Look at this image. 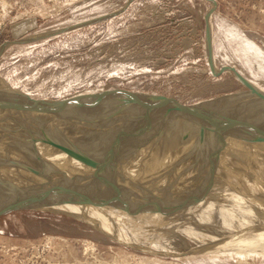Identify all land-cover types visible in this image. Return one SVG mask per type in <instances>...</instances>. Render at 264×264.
Instances as JSON below:
<instances>
[{
    "label": "rangeland",
    "instance_id": "1",
    "mask_svg": "<svg viewBox=\"0 0 264 264\" xmlns=\"http://www.w3.org/2000/svg\"><path fill=\"white\" fill-rule=\"evenodd\" d=\"M226 65L234 67L251 85L254 84L253 86L264 92V0H216V5L211 0H0V78L10 87L20 91L11 97L13 100L23 99L20 95L23 94V100L34 107L36 104L26 95L43 104L48 102L52 105L51 103L56 102L57 107L60 104L61 107L67 106L63 110L59 107L62 113L58 111L61 115L65 113L62 115L64 119H61L60 114L58 116V112L45 113L47 117L51 115L46 119L43 115H31L27 110L22 112V107H14V111V108L9 106L6 92L1 91L0 97L4 99L0 98V144L9 143L11 136L7 133L13 126L20 128L17 129L20 132L11 135L18 136L21 141H18L19 143L31 145L30 140L32 142L37 139H32L31 134L35 136L45 131L49 122L50 128L57 122L54 128L58 133L54 136L57 138L63 134L66 141L65 138L61 137L63 140L59 137L65 143L59 138L56 141V138L54 139L56 143L52 140L51 142L69 145L66 147L79 153L85 160L72 153L71 160L67 162L60 161L62 156H55L54 164L81 167L86 175L72 173L73 178L69 177L63 182V176L67 173L62 171V174L55 176V183L62 186L69 183L70 186L67 185L68 189L57 190L58 193H52L49 198L69 204L77 211L81 206L87 209L95 205L92 202H84L85 196L100 202L108 199V204H112V211L94 214L89 217L90 221L82 217V213L76 215V211L54 210L47 206L20 207L1 213L0 264H264V165L257 164L260 158H264V146L248 145L249 141L252 142L248 131L252 129L238 126L225 117L242 114L246 109L253 110H247L242 115H247L246 117L264 133V99L260 95L251 94L250 88L232 70L219 72ZM213 70L219 73L215 74ZM116 88L132 90L143 95V102L137 100L135 110H138L127 112L130 119L122 113L125 108L123 100L128 99L130 95L116 93L102 97L93 96ZM226 94L233 95V98L251 94L252 98L248 97L252 99L253 104L251 108L243 109L240 100L238 103L235 100V105L243 109H239L241 112L236 109L227 110L223 108L224 105L215 106L213 103L214 109H209L212 107H208L211 106L208 103L207 109L203 107L198 110L202 114L213 115L212 117H217L218 111L219 116L215 118L217 120L189 117L187 112L178 110V114L188 115L187 122L192 123L197 130V134H192L189 139L197 138L199 148L191 146V156H188H195L201 159L202 163L205 157H209L205 161V167L196 165L198 170H195V165L190 168L184 166L187 169L182 167L180 170L172 164L173 171L170 175L177 177L175 184L171 183L174 189L170 190L168 180L162 181L167 175L157 170L160 171L159 174L153 175L159 179L150 183L148 192L140 197L137 193L134 194L138 184L143 182L142 176L145 175L141 168L138 170L134 165L127 163L134 156L146 159L150 149H147L148 153L147 146L137 145V148H140L138 151L139 148L137 150L134 147L132 150L131 147L126 149V146H111V142L120 135L121 143L132 139L138 142L139 138L140 142L146 137L152 138L147 144L156 145L154 140H158L160 136L155 133L161 130L159 127L167 121L166 119L172 118L169 114L177 111L169 110L172 105L154 108L157 100L149 96L165 95L187 105H197L201 102L211 103ZM257 96L262 100L259 97L258 100ZM68 100H71L70 103H64ZM114 101L120 102L119 105ZM253 105L258 109L262 105L259 109L261 117L258 110V114L254 111L256 108L252 109ZM161 107L163 109H160ZM36 108L39 110L37 106ZM19 110L23 114L18 118ZM113 111L117 112L114 114ZM211 111L216 113L212 114ZM223 111L229 114L225 115ZM101 112L103 114H99ZM105 112L110 113V117L120 118L122 123L110 118ZM26 113L31 117L24 115ZM84 114L95 116L88 118V115ZM96 115L105 116L98 117L97 122L98 118H93ZM22 116H25L24 119ZM32 116H36L35 121ZM74 117L80 124L73 121ZM52 118L54 121H49L53 120ZM26 119L31 120L28 121L31 125L26 123ZM42 119L44 120L41 121ZM68 119L72 120L69 122ZM84 120L88 124H85ZM126 120L136 122L132 125ZM174 120L175 118L172 121ZM63 121L72 126L66 122L64 126ZM111 121H116L121 130H118V125L110 124ZM43 122L45 125L47 122V125L42 128ZM95 122L98 125H95ZM104 123L106 126H103ZM107 125H112L111 133L99 138L100 143L102 138L104 141L111 139L107 141V146L92 148L75 145L81 144L82 140V144L87 141L86 144H97L101 129L106 127L109 130ZM146 125H152V131ZM90 126L100 131L94 132ZM74 127L76 128L73 129ZM50 128L46 130L48 133ZM64 129L68 134L71 132V135ZM125 129L127 130L121 133ZM74 130H78V136L82 134L81 138H75L76 133H72ZM113 130H116L115 133ZM87 132L92 135H87ZM85 134L87 136L84 138ZM109 134L113 137H108ZM129 135L131 137L127 139ZM90 138L93 140H89ZM48 139L47 142L51 138ZM94 140L95 142H92ZM228 143L231 146H222ZM180 147L177 146L176 149L179 150ZM186 147L184 146V149ZM45 149L44 146H39L36 152H33V147L21 146L17 153H20L23 159L25 154L29 155H26V161L16 153L14 154L18 156L14 158V154L9 153L11 151L5 153L7 150L0 146V169L7 167L11 162L20 165L22 169L32 171L39 186L47 188L51 185L43 184L42 181L51 179L49 175L53 172V166L47 161L46 152H43ZM122 151L129 152L128 157L126 156L129 160L121 155ZM35 156H38L36 160ZM253 158L257 162L256 165ZM209 161L212 166H209ZM177 162L184 160L177 159L175 163ZM237 163L247 164V170L243 171V176L239 175V178L236 177L235 171L232 172L229 168L230 164ZM261 163L264 164V160ZM256 167H260L259 172L255 171ZM38 184L35 188L39 187ZM103 189L108 191L105 193ZM53 195L57 196L56 199ZM62 195H65L64 198ZM193 196L201 198L195 199ZM121 198L128 200V204L135 200L134 205L123 204L122 201L121 203ZM117 202L121 204L117 205ZM40 203L43 204V201ZM125 213L134 218L132 225L126 228L122 227ZM154 219L159 223L154 224ZM96 220L107 224L114 232L105 230L103 226L93 225L92 221ZM244 251L259 254L256 257L248 256L244 260L235 257L237 253Z\"/></svg>",
    "mask_w": 264,
    "mask_h": 264
},
{
    "label": "bare ground",
    "instance_id": "2",
    "mask_svg": "<svg viewBox=\"0 0 264 264\" xmlns=\"http://www.w3.org/2000/svg\"><path fill=\"white\" fill-rule=\"evenodd\" d=\"M212 57V56H211ZM213 58V57H212ZM215 69H216V67H215ZM217 70V69H216ZM254 85V84H253ZM254 87H256V86H254ZM258 89H260V88H258ZM261 90V89H260ZM1 91L3 92H6V96H8L9 98L7 99V101H8V103H9V106H11L12 107V109L15 107V108H18V109H21V107L22 106H20V104H19V102H20V100H18V101H16V100H13L14 98H12L11 96H12V94H13V96H15L14 94L15 93H19L20 91H18V90H16V88H12V87H10L9 86V84H7L3 79H1L0 78V95H1ZM234 95H235V93H233ZM251 94H256V95H260L261 97H263V99H264V94L263 95H261V94H258V93H255V92H251ZM251 94H249V95H246V96H237L236 98H233L232 96L233 95H228V94H226L225 96L223 95L222 97H220V98H218V99H216V100H213V101H211V103H213L215 106H216V104H217V106H222L223 107V105H224V107L223 108H226L227 110H238V111H240V110H242L243 111V109H244V107H246V108H251V105L253 104L252 103V95ZM17 95V94H16ZM21 96H22V98L24 99V97H23V94H20ZM255 95V96H256ZM17 96H19V95H17ZM28 96V95H27ZM128 96V95H127ZM248 96H251V98L250 97H248ZM260 96H257V99H258V97H259V99H261V97ZM11 97V98H10ZM130 97H131V95H130ZM129 96L127 97L128 99H126V100H123V101H125L123 104H124V106H125V108H123V109H121V112H122V110H123V115L124 114H126V116L128 117L129 115H128V113L127 112H132L133 110H135V108H137L136 107V104H137V97H131V100L129 99L130 98ZM244 97V98H243ZM254 97V96H253ZM1 99H4V98H2V97H0ZM17 98H19V97H17ZM17 98H15V99H17ZM149 98H150V96H149ZM256 98V97H255ZM19 99H21V98H19ZM22 99V100H23ZM244 99V100H243ZM254 99V98H253ZM256 99V100H257ZM258 99V100H259ZM118 100V99H117ZM121 100V102H123L122 101V99H120ZM236 100V101H235ZM240 100V101H239ZM241 100H243V101H241ZM257 100V101H258ZM262 100V99H261ZM109 101V100H108ZM234 101L236 102V103H238L237 101H239V103H241L240 104V106H242V108L239 106H237V105H235V103H234ZM264 101V100H263ZM98 102V101H97ZM105 102V101H104ZM114 102H116V105H117V101H114ZM130 102V103H129ZM141 102V101H140ZM143 102V101H142ZM151 102V101H150ZM150 102H148V103H150ZM1 103V102H0ZM29 103V102H28ZM31 103V102H30ZM110 103V102H109ZM113 103V102H112ZM111 103V104H112ZM120 103V102H119ZM119 103H118V105H119ZM148 103H147V106H148ZM154 103V102H153ZM202 103V102H201ZM200 103V104H201ZM205 103V102H204ZM260 103H261V101H259V105H260ZM50 104V103H49ZM106 104H107V102H106ZM144 104H145V102H144ZM218 104H220V105H218ZM121 105V104H120ZM209 105H211V106H208V107H212V104H209ZM213 105V106H214ZM264 105V104H263ZM57 106V105H56ZM63 106V105H62ZM66 106V105H65ZM65 106L64 107H61V104H60V106L59 107H61L62 108V110L63 109H66L65 108ZM100 106H102V105H100ZM124 106H122V107H124ZM146 105H144V107H145ZM168 106V105H167ZM237 106V107H236ZM250 106V107H249ZM262 106V105H261ZM261 106H260V108H261ZM2 107V106H1ZM58 107V108H59ZM67 107V106H66ZM103 107V106H102ZM109 107V106H108ZM118 106H116V108H117ZM121 107V106H120ZM121 107V108H122ZM206 107V106H205ZM208 107H206V109L208 108ZM233 107V108H232ZM236 107V108H235ZM3 108V107H2ZM15 108H14V111H15ZM23 108V110H22V112L23 111H25V112H29L31 115H36V111L39 113V116L41 117L42 115L44 116V117H46V119L48 118V117H50L49 115H48V117H47V115L45 116V113H50V112H44V111H41V110H36L37 108H36V106L34 107L33 105L31 106V108L30 109H27V111H26V108H24V107H22ZM61 108H59V109H61ZM146 108V107H145ZM145 108H143V109H145ZM148 108V107H147ZM149 108H150V106H149ZM151 108H153V107H151ZM232 108V109H231ZM241 108V109H240ZM256 108V107H255ZM254 108V105H253V107H252V109H255ZM259 108V109H260ZM110 109H111V107H110ZM115 109V108H114ZM119 109V108H118ZM140 109V108H139ZM143 109H142V111H143ZM158 109V108H157ZM160 109H163L162 107L160 108ZM209 109H214L213 107L212 108H209ZM225 109V110H226ZM240 109V110H239ZM258 108H256L254 111L256 112V114H258L259 113V110ZM112 110V109H111ZM138 109H136L135 111H137ZM146 110V109H145ZM144 110V111H145ZM170 110V109H169ZM169 110H168V112H169ZM215 110H216V108H215ZM217 110H219V109H217ZM248 109H246V110H244L243 111V113L242 114H244V112L245 111H247ZM256 110H258V113H257V111ZM9 111H11V108L9 109ZM13 111V112H14ZM20 111V113H19V116H18V118L20 117V114L22 113L21 112V110H19ZM88 111V110H87ZM108 111H110L109 110V108H108ZM143 111V112H144ZM149 111V110H148ZM152 111V110H151ZM155 111V110H154ZM158 111V110H157ZM181 111V110H180ZM209 112H210V110H208ZM220 111H222V109H220ZM248 111H250V109L248 110ZM251 111H253V110H251ZM250 111V112H251ZM263 111H264V109H263ZM7 112V111H6ZM61 113H62V111H60ZM60 112H58L57 114H58V116H60L61 114H60ZM64 112V111H63ZM97 112V111H96ZM96 112H95V114H96ZM98 112H100V111H98ZM114 112V111H113ZM117 111H115L114 112V114L116 113ZM120 112V111H119ZM118 112V113H119ZM153 112V111H152ZM178 112L179 111H177V112H171V114H169V115H171V117L172 118H170V120H168V119H166L167 121L166 122H164V124L163 125H161V127H159V128H161V130L158 132V130H157V132L155 131V130H153L154 131V133H155V135L157 136V135H159L160 136V138L158 139V140H154V142H157L158 143V141H159V143L157 144L156 143V145H153V144H147L148 143V141L149 140H151L152 138H149V139H147L146 137H145V139H141V141L142 140H144L143 142H139V140H140V138L138 139V142H134L133 141V139H132V141L130 140H127L129 137H131V135H129L128 137H127V141L124 143V141L121 143L120 141L122 140H120L119 141V143H121V144H119L118 143V145H116L117 144V142L116 143H114V144H111V146H126L125 148L126 149H128V148H130L131 147V149L134 147V148H136L137 150H138V148L139 147H142V146H147V148H146V150L149 148L150 149V154H148L147 155V157H146V159L144 160V159H142V158H140V157H137V156H134V157H131L132 156V154H131V160H129L127 157V154H129V152H127V151H122V156H125L124 158H127L128 160H129V162L127 163V164H131V165H134L135 167L134 168H136V169H138V168H141V171H143L144 172V174L143 175H145V176H142V180H143V182H138L139 184H138V187L134 190L135 191V193L134 194H136L137 193V196H142V195H145L147 192H148V188H149V185H150V183L151 182H155V180H157V179H159V178H155L156 176L155 175H153V174H159V172L160 171H162L163 173H165L167 176H168V178H167V176H165L164 177V179L162 180V181H164V180H168V182L170 183L169 185H170V190L171 189H174L173 187H172V185H171V183L172 184H175L174 183V181H177L175 178H177V177H175L174 178V174L171 176L170 175V173H171V171H173L171 168H172V164H174L176 167H177V169H180L181 170V168L182 167H184V166H186V167H188V168H190L191 166H194L195 167V170H198L197 169V166L196 165H198L199 167H202V166H204V165H206V163H205V161L206 160H208L207 158H209V157H205V160H203V163H202V161H201V159H199V158H195V156L193 157L192 156V158H190V156H191V154L189 153L190 152V149H191V146H193V147H195L196 148V146H197V148H199L198 146H199V142L198 141H196V139H189V138H192L191 137V135L192 134H195L196 133V127L195 126H193V124L192 123H188L187 122V118H186V115L188 114L189 115V117L191 116V117H193V118H200V119H207L208 120V118H205V117H202V116H197V115H194L193 113H191V112H188L187 111V114L184 116L182 113H179L178 114ZM184 112V111H183ZM186 112V111H185ZM205 112V111H204ZM212 112V114L214 113H216L215 111L213 112V111H211ZM236 112V111H235ZM241 112V111H240ZM261 112V111H260ZM12 113V112H11ZM43 113V114H42ZM93 113H94V111H93ZM106 113V112H105ZM104 113V114H105ZM108 113V112H107ZM106 113V114H107ZM117 113V114H118ZM137 113V112H136ZM142 113V112H141ZM154 113V112H153ZM156 113V112H155ZM217 113H218V116H219V112L217 111ZM221 113V112H220ZM225 112L223 111V114H224ZM227 113V112H226ZM225 113V115H227V114H229V113H227L226 114ZM231 113V112H230ZM264 113V112H263ZM5 114V113H4ZM23 114V113H22ZM60 114V115H59ZM65 114V113H64ZM64 114H62V115H64ZM95 114L93 115V116H95ZM99 114H103L102 112L101 113H99ZM110 114V113H109ZM109 114H107L109 117H110V115ZM112 114V113H111ZM114 114H112L113 116H114ZM166 114V113H165ZM164 114V115H165ZM173 114V115H172ZM182 114V115H181ZM211 114V115H212ZM241 113H239V115H240ZM241 114V115H242ZM251 114V113H250ZM24 115H29V114H24ZM60 116L61 117V119L63 118L64 119V117L63 116ZM67 115V114H66ZM70 115V114H69ZM80 115V114H79ZM84 115H88V114H84ZM92 115H90V116H92ZM107 115H106V117H107ZM119 115H120V113H119ZM122 115V116H123ZM131 115V114H130ZM132 115H134V112H133V114ZM140 115V114H139ZM138 115V116H139ZM142 115V114H141ZM145 115V114H144ZM166 115H168V114H166ZM187 115V116H188ZM264 115V114H263ZM8 116V115H7ZM11 115H10V113H9V117H10ZM26 116V117H27ZM37 116V115H36ZM36 116H32L33 118L32 119H34V118H36ZM57 116V115H56ZM81 116V115H80ZM89 115H88V118L90 117ZM101 116H105V115H98V117L100 118ZM116 116V115H115ZM118 116V115H117ZM116 116V117H117ZM125 116V115H124ZM123 116V117H124ZM125 116V117H126ZM137 116V115H136ZM213 116V115H212ZM218 116L216 117V118H218ZM224 116V115H223ZM244 116V115H243ZM247 116V115H246ZM258 116V115H257ZM259 116L261 117L262 115H260V113H259ZM258 116V117H259ZM5 117V116H4ZM23 117H25V116H22V118ZM31 116L29 115V118H30ZM71 117V116H70ZM97 115H96V117H93V118H95L94 120H96L97 118ZM105 117V118H106ZM109 117H107V119L109 118ZM119 117V116H118ZM124 117V118H125ZM126 117V118H127ZM132 117V116H131ZM155 117H156V115H155ZM163 117V116H162ZM168 117H170V116H168ZM214 117H215V115H214ZM226 118H227V116H225ZM17 118V117H16ZM15 118V119H16ZM17 118V119H18ZM66 118V117H65ZM68 118V117H67ZM66 118V119H67ZM73 118V117H72ZM75 118V120H73V121H75V123H79L80 124V122H79V120H77V122H76V117H74ZM85 118L87 119V116H85ZM99 118H98V120H97V122L99 121ZM110 118H114V119H117V118H115V117H110ZM129 118V117H128ZM127 118V119H128ZM137 118V117H136ZM159 118V117H158ZM167 118V117H166ZM173 118H175V120L174 121H172L173 120ZM220 118V117H219ZM2 119V118H1ZM3 119H5V118H3ZM24 119V118H23ZM45 119V120H46ZM51 119V118H50ZM53 119V118H52ZM70 119V118H69ZM68 119V120H69ZM77 119H78V117H77ZM92 119V118H91ZM103 119V118H102ZM102 119H100V120H102ZM120 118H118L117 120H118V122L120 121L121 122V120H119ZM130 119V118H129ZM133 118H131V120H132ZM145 119V118H144ZM148 119V117H146V120ZM160 120H161V118H159ZM165 119V118H164ZM222 119V118H221ZM225 119V118H224ZM228 119V118H227ZM14 119H12V121H13ZM19 120V119H18ZM22 120V119H21ZM37 121H38V119H36ZM44 119H42L41 121H43ZM57 120V119H56ZM72 120V119H71ZM71 120H69V122L71 121ZM80 120H81V122H82V117L80 118ZM93 120V121H94ZM124 120V119H123ZM135 120V119H134ZM139 120H140V118H139ZM153 120V119H152ZM196 120V119H195ZM204 120V121H205ZM226 120V119H225ZM8 121V120H7ZM25 121V120H24ZM28 121L29 120H27L26 119V123L27 124H29V125H31L30 123H28ZM31 121V120H30ZM29 121V122H30ZM34 121H35V119H34ZM41 121H39V123L41 122ZM49 121H54V119L53 120H49ZM49 121H47V122H49ZM58 121V120H57ZM72 121V122H73ZM86 120H84V122H85ZM108 121V120H107ZM106 121V122H107ZM113 121V120H112ZM111 121V122H112ZM125 121V120H124ZM123 121V122H124ZM127 121V120H126ZM136 121L138 122V120L136 119ZM136 121H133V122H136ZM157 121V120H156ZM229 121V120H228ZM14 122H15V120H14ZM18 122V121H17ZM20 122H22V121H20ZM47 122H46V125H47ZM66 121H63V124L65 123ZM110 122V121H109ZM108 122V123H109ZM115 123H110V124H116V121H114ZM128 122V121H127ZM130 122V121H129ZM128 122V123H129ZM133 122H130V124H132ZM203 122V121H202ZM226 122V121H225ZM8 123H10V121H8ZM23 123H25V122H23ZM32 123H33V121H32ZM38 123V124H39ZM44 123V122H43ZM42 123V128L44 127V125H45V123L43 124ZM50 123L51 122H49V125H50ZM55 123V122H54ZM57 123V122H56ZM56 123L54 124V125H56ZM74 123V124H75ZM83 123V122H82ZM93 123V122H92ZM100 123V122H99ZM122 123V122H121ZM120 123V124H121ZM124 123H126V122H124ZM123 123V124H124ZM162 123V122H161ZM161 123H159V124H161ZM198 123V122H197ZM3 124V123H2ZM27 124H24V125H27ZM33 124H35V123H33ZM66 124L67 125H71L72 126V124H68L67 122H66ZM66 124H64V126L66 125ZM74 124H73V126H74ZM76 124V125H77ZM85 124H88L87 123V121H86V123ZM89 124H90V122H89ZM98 125V123H96L95 122V125ZM105 124V123H104ZM103 124V126H106V124L104 125ZM122 124V125H123ZM141 124V123H140ZM144 124V123H143ZM147 124V123H146ZM12 125L13 124H11V126L10 127H12ZM28 125V126H29ZM45 125V126H46ZM49 125H47L48 127H49ZM54 125L53 126H51V130H49V133H48V131H46L47 129H49L48 127H47V129H45V131H43V132H39V134L38 135H40V136H38L37 134L35 135V136H32V134L30 135L31 137H32V139H34V137H35V141H32L31 142V140H30V143L29 144H31V145H24V144H21V143H19V142H21L19 139L20 138H17L15 135H11L12 133H19L20 132V130H17V129H20V128H17L16 126H13L11 129H13V130H11V129H8L9 130V133H7V131H6V133L7 134H9L11 137H10V141H9V143H3V144H0V146L2 147V149H4V150H7V151H4L5 153H7L8 151H11V152H9V153H12V154H14V153H16V154H18V155H20L21 156V158H22V155L20 154V153H17L18 152V148H20L21 146H28V148H29V146L30 147H33V152H36V148H38L39 146H44L46 149L43 151V152H46L45 153V155L47 156L46 158H48L47 159V161L50 163V164H52V168H53V172H52V174H50L49 176L51 177V179L50 180H45V181H42V182H44L43 184H48V185H51V184H53V183H55V176H58V175H60V174H62V171L64 172L65 171V173H67V174H65L64 176H63V182H65V179L67 180L69 177H71V178H73V176H72V173L74 174V173H78V174H80V173H82V174H85L86 175V173H85V171L84 170H82V168L81 167H78V168H75L74 166H72L71 164H65V165H55L54 164V162H53V160H54V157L55 156H62L61 157V159H60V161H70L71 160V157H72V153H70V152H67L66 151V153H65V150H64V148H61V147H56V146H69V145H67V144H60V145H57V144H55L56 142V140H57V138H61V137H63V134L60 136L59 134V136L56 138L55 136L57 135L56 134V132H57V130H55V128H54ZM82 125V124H81ZM93 125V124H92ZM109 125V124H108ZM108 125H107V127H108ZM118 125V127H119V124H116V126ZM125 125V124H124ZM123 125V127H125ZM127 125V124H126ZM133 125V124H132ZM145 125V124H144ZM154 125V124H153ZM6 127H7V125H5ZM22 126H23V124H22ZM36 126V125H35ZM37 126H40L41 127V125H37ZM70 126V127H71ZM88 127H89V125H87ZM99 126H100V124H99ZM112 126V125H111ZM110 126V127H111ZM115 126V127H116ZM121 126V125H120ZM129 125H127V127H128ZM152 126V125H151ZM150 125H149V127H147V125H146V127L147 128H150L151 127ZM157 126V125H156ZM159 126V125H158ZM167 126V127H166ZM18 127H20V126H18ZM25 127V126H24ZM32 127V126H31ZM39 127V130L41 131V128ZM69 127V126H68ZM67 127V128H68ZM80 127V126H79ZM82 127H85V126H82ZM82 127H81V129H82ZM88 127H86L87 129H88ZM93 127H97V126H94L93 125ZM101 127H102V124H101ZM110 127H108L109 128V130H107V128L106 127H103L102 129H101V133H99V136H98V130L97 129H94V128H92V126H90V128H92L91 130H94V132H95V130H97L96 132H97V135L95 134V137L96 136H98V139L99 138H101V136H107V135H105V134H108V133H111V131L110 130H112V129H110ZM113 127H114V125H113ZM122 127V126H121ZM130 127H132V126H130ZM166 127V128H165ZM27 128V127H26ZM34 128V127H33ZM52 128H54L53 130H52ZM65 128V127H64ZM76 127H74L73 129H75ZM86 128H85V130H86ZM117 128V127H116ZM115 128V129H116ZM120 128V127H119ZM126 128V127H125ZM155 128V127H154ZM158 128V127H157ZM22 129H23V127H22ZM36 129V128H35ZM58 129V128H57ZM71 130H72V128H70ZM77 129L79 130L80 128H78V126H77ZM99 129V128H98ZM114 129V128H113ZM124 129V128H123ZM127 129H130V128H127ZM127 129H125L124 131H121V133L123 132H125ZM151 129V128H150ZM5 130V129H4ZM27 130V129H26ZM25 130V131H26ZM28 130H29V128H28ZM28 130H27V135H28ZM30 130H31V128H30ZM29 130V131H30ZM37 130V129H36ZM36 130H33L34 132L36 131ZM43 130V129H42ZM55 130V131H54ZM65 130V129H64ZM78 130H77V132H78ZM90 130V129H89ZM118 130H121V128L120 129H118ZM149 130V129H148ZM147 130V131H148ZM3 131V130H2ZM11 131V132H10ZM23 132H24V130H22ZM52 131V132H51ZM59 132H60V130H58ZM66 131V130H65ZM68 131H70L69 130V128H68ZM114 131H116V130H113V133H115ZM151 131H152V129H151ZM262 131V130H261ZM260 131V132H261ZM22 132V133H23ZM37 132V131H36ZM67 132V131H66ZM77 132L74 130V132L72 131V133H76L75 134V138L76 137H80V136H82V134L80 135V136H78L77 135ZM86 132V131H85ZM90 132V131H89ZM92 132V131H91ZM119 132V131H118ZM143 132V131H142ZM263 132V131H262ZM5 132H4V134H6ZM33 133V132H32ZM58 133V132H57ZM61 133H63V132H61ZM71 132H69V134H70ZM145 134H146V132H144ZM143 133V134H144ZM151 133V132H150ZM2 134V133H1ZM34 134V133H33ZM41 134L43 135V136H41ZM67 134H68V132H67ZM68 134V135H69ZM80 134V133H79ZM91 133H89L88 134V132H87V135H90ZM92 134H93V132H92ZM91 134V135H92ZM119 134H120V132H119ZM126 134V133H125ZM197 134V133H196ZM240 134V133H239ZM23 135V134H22ZM27 135H25V136H27ZM44 135H47V136H49L48 138L50 139V141L49 142H47V137L46 136H44ZM51 135V136H50ZM55 135V136H54ZM71 135V134H70ZM77 135V136H76ZM86 134H85V136H84V138L87 136ZM117 135V134H116ZM123 135V134H122ZM150 135V134H149ZM3 136H5V135H3ZM12 136H14V138H12ZM38 136V137H37ZM93 136H94V134H93ZM93 136H92V138H93ZM120 136V135H119ZM151 136V135H150ZM193 136V135H192ZM7 137H8V135H7ZM28 137H29V135H28ZM44 137H46L47 139H46V141H45V138ZM53 137V138H52ZM68 137V136H67ZM88 137H90V136H88ZM94 137V138H95ZM108 137H113V135L112 136H110V134H109V136ZM125 137V136H124ZM133 137V136H132ZM143 137V136H142ZM152 137V136H151ZM17 138V141L15 140ZM25 138H27V137H25ZM41 138V139H40ZM56 138V139H55ZM59 138V140H61V139H63V138H65V136L63 137V138H61L60 139ZM71 138V137H70ZM70 138H68V139H70ZM72 138H74V137H72ZM81 138V137H80ZM83 138V137H82ZM93 138V139H94ZM137 138V137H136ZM0 139H1V137H0ZM8 139V138H7ZM29 139H31L30 137H29ZM29 139L27 138V140L29 141ZM43 139V140H42ZM48 139V140H49ZM54 139H55V141H54ZM78 139V138H77ZM93 139H89V140H93ZM96 139H97V137H96ZM103 140L101 141V143H100V139H99V142L97 143V144H94V143H89V144H82V142H83V140L81 141L80 139V141H78V143L80 142L81 144H75L77 147L78 146H90V147H92L93 148V146H107V141L109 142V140H111V139H108V140H106V141H104L105 139L104 138H102ZM130 139V138H129ZM2 140V139H1ZM51 140L53 141V142H55L54 144H53V142H51ZM64 140V139H63ZM71 140V139H70ZM69 140V141H70ZM115 140V139H114ZM124 140H125V138H124ZM14 141H16V142H14ZM19 141V142H18ZM62 141V140H61ZM65 141H66V138H65ZM65 141H62V142H64L65 143ZM74 141V140H73ZM137 141V140H136ZM152 141V140H151ZM6 142V141H5ZM59 142V141H58ZM76 142V141H75ZM92 142H95V140L94 141H92ZM104 142H106V144L104 143ZM146 142V143H145ZM28 143V142H27ZM26 143V144H27ZM67 143V142H66ZM124 143V144H123ZM136 143H139V144H136ZM143 143H145V144H147V145H145V144H143ZM182 143H185V144H182ZM68 144H69V142H68ZM109 144V143H108ZM198 144V145H197ZM137 145L139 146L138 148H137ZM248 145H250V146H264V142H248ZM6 146H8V147H5ZM110 146V147H111ZM136 146V147H135ZM177 146H181L180 148H179V150H177L176 148H177ZM184 146H187L185 149H184ZM222 146H231L229 143L228 144H224V145H222ZM90 147H89V149H90ZM192 147V148H193ZM26 148V147H25ZM68 148V147H67ZM97 148V147H96ZM109 148V147H108ZM133 148V149H134ZM69 149H71V148H69ZM77 149V148H76ZM132 149V150H133ZM142 149H144V148H142ZM141 149V151H144V150H142ZM20 150V149H19ZM31 150V149H30ZM123 150V149H122ZM131 150V151H132ZM185 150V151H184ZM192 150V149H191ZM196 150V149H195ZM199 150V149H198ZM198 150H196V151H198ZM211 150V149H210ZM25 151V150H24ZM24 151H20V152H23L24 153ZM112 151V150H111ZM138 151H140V148H139V150ZM107 152H108V150H107ZM116 152H118V151H116ZM120 153H121V151H119ZM133 152V151H132ZM131 152V153H132ZM147 152L149 153V150H147ZM146 152V153H147ZM195 151H193V153H194ZM28 153V152H27ZM112 153H114V152H112ZM99 154V153H98ZM117 154V153H116ZM137 154V153H136ZM140 154H142V153H140ZM143 154H145V153H143ZM142 154V155H143ZM207 154H208V152H207ZM10 155V154H9ZM18 155H13V157L15 158L16 156H18ZM24 155V154H23ZM26 155L27 154H25V156H24V158L25 159H23V160H28V159H26ZM91 155H93V154H91ZM120 154L118 153V155L117 156H119ZM139 155V154H138ZM188 155H190V156H188ZM5 156V155H4ZM11 156V155H10ZM9 156V157H10ZM29 155H27V157H28ZM39 156V155H38ZM38 156H35V160H36V157H38ZM127 156V157H126ZM141 156V155H140ZM12 157V156H11ZM197 157V156H196ZM199 157V156H198ZM237 158V157H236ZM11 159V158H10ZM32 159H33V157H32ZM177 159H182V160H184V162H177V163H175L176 161H177ZM29 160H31V158L29 159ZM253 160H255V158H253ZM264 160V158H260L259 160H258V162L259 163H257L256 162V160L253 162V163H255V165H256V163L257 164H261V165H264L263 163H261L262 161ZM197 163H196V162ZM7 162H10V161H7ZM25 162V161H24ZM29 162V161H28ZM28 162H26V163H28ZM12 163V162H11ZM8 164L7 165V167H5V168H1L0 169V200H2L3 198H6V196L7 197H9V203L11 204V203H14L13 205H16V206H19V207H30V206H32V207H36V206H43V207H46L47 206V208H52V209H54V210H67V211H76V215H79V213H82L84 216H82V217H84V218H86V219H89V217L90 216H92V215H94V214H97V213H105V212H110V211H112V204H99V205H92V206H89V208H87V209H85V208H83L82 206L79 208V210L77 211V210H75L71 205H69V204H66V203H51V204H46V203H44L43 202V204H41V203H36V201L37 200H34L33 198H26V200L25 201H23V202H25V203H22L21 204V200H24L23 199V197L25 196V195H22V196H20L21 195V193H23L24 192V190H26V189H29V191H31V195H33V194H37V193H39L40 192V190H41V188H43V186H39V184L36 182V176H34V174L32 173V171H30V170H28L27 168H25V169H22L21 167H20V165L18 166V165H15V164ZM123 163V162H122ZM193 163H195V164H193ZM200 164V165H199ZM209 166H212L213 164L211 163V161H209ZM27 165V164H26ZM239 163H237V164H230V169H231V171L232 172H234L235 171V173H236V177H238L239 178V175H242L243 176V171H246L247 170V164H241V165H239ZM5 166V165H4ZM28 166V165H27ZM23 167V166H22ZM205 167V166H204ZM24 168V167H23ZM37 168V167H36ZM35 168V169H36ZM161 168H165V169H161ZM21 169V170H20ZM184 170H186L187 168H183ZM258 169H260V167L259 168H257L256 167V172H259L260 170H258ZM33 170V169H32ZM38 170V169H37ZM138 170H140V169H138ZM157 170H160V171H157ZM193 170V169H192ZM34 171V170H33ZM141 171H138L139 173L141 172ZM50 172V171H49ZM36 173V172H35ZM179 172L177 171V173L176 174H178ZM39 174V173H38ZM37 175V174H36ZM77 176V175H76ZM79 176H81V174L79 175ZM42 177V176H41ZM78 177V176H77ZM86 177V176H85ZM84 177V178H85ZM43 178V177H42ZM87 178V177H86ZM93 178H94V176H93ZM58 180H60V178H57ZM62 179V178H61ZM92 179V178H91ZM39 180V179H38ZM71 180V179H70ZM170 180H171V182H170ZM61 181V180H60ZM61 181V182H62ZM88 181V180H87ZM92 181V180H91ZM97 181V180H96ZM60 182V183H61ZM67 182V181H66ZM71 182V181H70ZM89 182V181H88ZM93 182V181H92ZM91 182V183H92ZM134 183H136L135 182V180L133 181ZM148 182V183H147ZM158 182V181H157ZM83 183V182H82ZM264 183V182H263ZM36 184H38V188H35V185ZM66 184V183H65ZM87 184V183H86ZM14 185V186H13ZM15 185H17V187H15ZM58 185H60V184H58ZM67 185H69V183L67 184ZM66 185V186H67ZM135 185V184H134ZM46 186V185H45ZM70 186V185H69ZM100 186H101V184H100ZM151 186H153V185H151ZM167 186V185H166ZM37 187V186H36ZM41 187V188H40ZM49 187V186H48ZM73 187H74V185H73ZM85 187H86V185H85ZM87 187H89V186H87ZM102 187H103V185H102ZM136 187V186H135ZM154 187V186H153ZM40 188V189H39ZM70 188H72V187H69V189ZM76 188V187H75ZM81 188V187H80ZM37 189V190H36ZM74 188H72V190H73ZM139 189V190H138ZM164 189H166V187L164 188ZM163 189V190H164ZM75 190V189H74ZM80 190V189H79ZM82 190H84V188L82 189ZM89 190V189H88ZM76 191H78V189L76 188ZM86 191V190H85ZM103 191H104V189H103ZM106 191H108V190H105L104 192L106 193ZM55 192H57V191H55ZM69 192V191H68ZM67 192V193H68ZM87 192V191H86ZM58 193V192H57ZM60 193V192H59ZM90 193V192H89ZM119 193H121V192H119ZM62 194V193H61ZM61 194H58V195H61ZM65 194V193H64ZM91 194V193H90ZM118 194V193H117ZM117 194H115V196L117 195ZM132 194V193H131ZM131 194H128V195H131ZM88 195V194H87ZM5 196V197H4ZM18 196H20L21 198L19 199V200H17V198H19ZM51 196V195H50ZM49 196V197H50ZM54 196V195H53ZM63 196V195H62ZM65 196V195H64ZM64 196H63V198H64ZM70 196V195H69ZM125 196V195H124ZM55 197V196H54ZM57 197V196H56ZM56 197H55V199H56ZM61 197V196H60ZM129 197V196H128ZM52 198V197H51ZM50 198V199H51ZM66 198V197H65ZM71 198V197H70ZM53 199V198H52ZM68 199V198H67ZM106 199H107V197H106ZM17 200V201H16ZM57 200V199H56ZM101 200V199H100ZM108 200V199H107ZM106 200V201H107ZM120 200V202L122 201L123 202V204L124 203H127V201L128 200H125V199H119ZM124 200V201H123ZM3 201V200H2ZM134 201L135 200H133V201H131L129 204L130 205H134ZM1 202V201H0ZM16 202V203H15ZM40 202V201H39ZM49 202V201H48ZM119 202V201H118ZM116 203L117 205H119V204H121V203ZM133 202V203H132ZM110 203V202H109ZM128 204V203H127ZM128 204V205H129ZM125 206V205H124ZM117 208H118V206H116ZM131 208V207H130ZM119 209V208H118ZM121 209H122V206H121ZM91 220V218L89 219V221ZM134 221V218H132V217H130V216H128L127 215V213H125V216H124V218H123V223H122V227H127V226H131L132 225V222ZM154 221V224L156 223V224H158L159 222H158V220L157 219H154L153 220ZM92 224L93 225H95V226H103V227H105V230H111V231H113L114 229H110V227L107 225V224H105V223H103L102 221H99V220H96V221H92ZM104 229V228H103ZM114 232V231H113ZM259 253L258 252H254V251H244V252H239V253H237V255L235 256V257H237L239 260H244V259H246L248 256H254L255 255V257H256V255H258ZM240 262V261H239ZM243 263V262H242Z\"/></svg>",
    "mask_w": 264,
    "mask_h": 264
},
{
    "label": "water",
    "instance_id": "3",
    "mask_svg": "<svg viewBox=\"0 0 264 264\" xmlns=\"http://www.w3.org/2000/svg\"><path fill=\"white\" fill-rule=\"evenodd\" d=\"M213 2L214 5H216V0H211ZM212 10V9H211ZM210 10V11H211ZM225 69H230L232 70L249 88L252 92H255V93H258V94H261L263 95L264 92L256 87H254L253 85H251L241 74L239 71H237L234 67L232 66H223L219 72L225 70ZM213 72L215 74H218L219 72H216L215 70H213ZM116 93H125L127 95H131V96H134V97H137L138 101H143V95L142 93H138V92H135V91H132V90H127V89H120V88H116V89H111V90H108V91H104V92H100V93H97L93 96H99V97H102V96H107V95H111V94H116ZM27 96V95H26ZM85 96V95H83ZM88 96V95H87ZM33 103L36 104V106L39 108V110L41 111H44V112H50V113H53V112H58V111H61L55 104L56 102L54 103H51L52 105H50L48 102H46L45 104H43L42 102H40L39 100H35L34 98H31L29 96H27ZM152 98H154V100H157V103L153 106L154 108H158L160 106H167V105H172L169 109L170 111L172 110H182V111H188V112H191L193 113L194 115H197V116H202V117H205V118H208V119H211V120H217L215 119L216 117H212L210 115H207V114H202L200 111L198 110H202L203 107L205 106H208V103L209 104H212L210 102H205L204 104H195V105H187V104H184L182 103L181 101H179L178 99L174 98V97H169V96H165V95H157V96H150ZM20 100L19 104L20 106L26 108L27 109H30L31 108V105L28 103V101L26 100H22V99H18ZM16 100V101H18ZM71 100H68L64 103H70ZM213 105V104H212ZM201 113V114H200ZM36 114H39L37 111H36ZM234 124L238 125V126H247V127H250V129L252 130H249L248 131V134L250 135L249 138L254 141V142H264V133L263 132H260V130L254 125V123L246 116H243V115H228L227 116ZM115 140H113L111 143L114 144L116 142L119 141L120 139V136L119 137H115L114 138ZM58 147H61V148H64L65 151L67 152H70V153H73L77 156H81L79 153H76L72 152V150H70L69 148H67L66 146H58ZM82 158V157H80ZM83 159V158H82ZM85 160V159H83ZM92 163V162H90ZM94 164V163H92ZM14 186V185H13ZM16 187V186H15ZM30 189V188H29ZM29 189H26L24 190L23 193H21L20 196L22 195H25L23 197L24 200H21V204L22 203H25L23 201L26 200V198H33L34 200H37L36 203H40L39 201H43V202H48L46 204H49V203H60L61 201L60 200H51L49 198V196L54 193L55 191L57 190H60V189H68L67 186H62V185H57L56 183H53L51 184V186L49 187H44L40 190L39 193L37 194H33L31 195V191H29ZM30 192V193H29ZM18 196L19 198H17V200H19L21 197ZM5 197V196H4ZM86 198H83V201L84 202H92L94 204H105V203H108V201H98V200H95L94 198H90L88 196H85ZM195 199H198V198H201V196H193ZM3 200V201H2ZM2 200H0V214L1 213H4V212H7L9 210H12V209H15V208H20L19 206H16V205H13L14 203H9V197L6 196V198H3ZM16 200V201H17ZM16 203V202H15ZM62 203V202H61Z\"/></svg>",
    "mask_w": 264,
    "mask_h": 264
}]
</instances>
